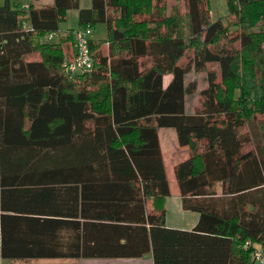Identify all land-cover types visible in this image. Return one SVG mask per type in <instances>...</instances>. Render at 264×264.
<instances>
[{"label":"trees","instance_id":"trees-1","mask_svg":"<svg viewBox=\"0 0 264 264\" xmlns=\"http://www.w3.org/2000/svg\"><path fill=\"white\" fill-rule=\"evenodd\" d=\"M185 1V30L178 12H149L153 0L0 5V258L253 264L264 243V0H226L235 24L212 21L209 0ZM71 9L91 29L92 58L73 73L72 30L38 40ZM208 63L220 79L207 72L187 113L197 84L185 77ZM164 127L190 151L174 166L182 208L199 215L190 230L165 224Z\"/></svg>","mask_w":264,"mask_h":264},{"label":"rangeland","instance_id":"rangeland-1","mask_svg":"<svg viewBox=\"0 0 264 264\" xmlns=\"http://www.w3.org/2000/svg\"><path fill=\"white\" fill-rule=\"evenodd\" d=\"M43 3L50 2V0H40ZM11 4H29V0H10ZM4 4V0H0V5ZM91 0H79V6L82 8L90 7ZM154 9V10H153ZM154 11L156 14L159 13L162 16H168L170 14L179 13L181 16V23L185 28L186 23V1L185 0H153L152 5L149 12ZM143 13V15L137 16V19L146 18L150 15ZM153 13V12H152ZM209 13L212 21L221 20L226 23L227 17L231 24H235L237 22L235 16L230 14L228 16V7L226 0H209ZM78 26V11L76 9L68 10L65 16V19L59 24V33H54V37L50 38L51 32L44 33V35L40 36V42H58L60 40V36L68 35L69 32L75 30ZM242 27L239 26H231L229 30V34L236 35L241 31ZM71 34V33H70ZM106 30L105 25L101 23H95L93 25L92 37L95 39H103L105 37ZM192 49H187L185 54L179 59V64H186L190 57L192 56ZM39 58L38 52H34L27 56L28 60ZM214 70L217 75V80L220 79V72L218 64L216 63H208L203 70H191L185 77V82H196L197 90L191 94L186 95L185 97V111L187 113H192L196 109H198L201 105V96L200 90L207 86V72ZM171 79V75L167 74L164 77V83L167 84ZM158 138L160 147L162 150V158L165 166V171L167 178L169 180L175 179L174 175V164L180 160L187 158L190 154L188 147L180 146L177 141L176 131L171 127H164L158 129ZM264 139V135L261 137ZM179 148V149H178ZM178 149V150H177ZM182 150V151H181ZM262 251H264V243L256 244ZM253 260V264H261L258 261H255L251 255ZM125 261H119V259L114 258H38L24 261H12L5 260L3 264H125Z\"/></svg>","mask_w":264,"mask_h":264},{"label":"crops","instance_id":"crops-1","mask_svg":"<svg viewBox=\"0 0 264 264\" xmlns=\"http://www.w3.org/2000/svg\"><path fill=\"white\" fill-rule=\"evenodd\" d=\"M66 52L67 55L71 56L72 49L71 50L67 49ZM178 162H176L174 165H176ZM167 180L169 184V195L165 198V211H166L165 224L167 227L173 229L190 230L197 223L199 215L194 211L184 210L182 208L181 196L176 180L175 179L169 180L168 178ZM255 247L257 250H259L262 253V255H264V251H262L256 245ZM87 259H94V258H87ZM114 259H119V261H125L126 262L125 264H153L152 256L150 253L139 258H114ZM5 260L7 259L0 258V264H3Z\"/></svg>","mask_w":264,"mask_h":264},{"label":"built area","instance_id":"built-area-1","mask_svg":"<svg viewBox=\"0 0 264 264\" xmlns=\"http://www.w3.org/2000/svg\"><path fill=\"white\" fill-rule=\"evenodd\" d=\"M27 5H24L26 7ZM91 33L90 28L85 29H75L71 32L73 37V44L75 48L74 56L66 61L65 68L73 73L76 71H84L92 67V58L89 53V37ZM54 33L50 35V38L54 37ZM255 261L264 264V256L257 249L253 250L251 253Z\"/></svg>","mask_w":264,"mask_h":264}]
</instances>
